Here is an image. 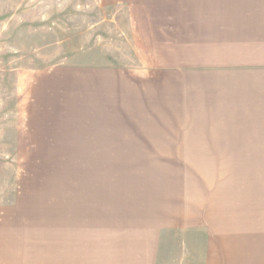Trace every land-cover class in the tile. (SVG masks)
I'll use <instances>...</instances> for the list:
<instances>
[{
  "label": "rangeland",
  "instance_id": "rangeland-1",
  "mask_svg": "<svg viewBox=\"0 0 264 264\" xmlns=\"http://www.w3.org/2000/svg\"><path fill=\"white\" fill-rule=\"evenodd\" d=\"M238 241L264 243V0H0V258Z\"/></svg>",
  "mask_w": 264,
  "mask_h": 264
},
{
  "label": "crops",
  "instance_id": "crops-1",
  "mask_svg": "<svg viewBox=\"0 0 264 264\" xmlns=\"http://www.w3.org/2000/svg\"><path fill=\"white\" fill-rule=\"evenodd\" d=\"M226 249L227 255L220 259L219 264H264V243L260 244L257 241L249 242H236L235 246H223ZM230 250V251H229ZM67 247L65 252H61L60 257L55 256L53 261L50 259V263L44 260V264H67ZM60 253V252H59ZM61 256H64L61 259ZM46 257V256H45ZM1 263L7 264V256H2ZM206 264H218L210 258H206Z\"/></svg>",
  "mask_w": 264,
  "mask_h": 264
}]
</instances>
